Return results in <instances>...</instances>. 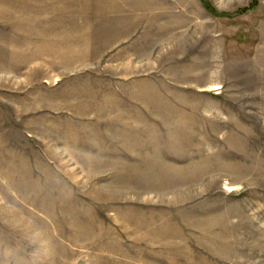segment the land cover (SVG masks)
Masks as SVG:
<instances>
[{
  "label": "rangeland",
  "instance_id": "rangeland-1",
  "mask_svg": "<svg viewBox=\"0 0 264 264\" xmlns=\"http://www.w3.org/2000/svg\"><path fill=\"white\" fill-rule=\"evenodd\" d=\"M206 1L0 0V264H264V0Z\"/></svg>",
  "mask_w": 264,
  "mask_h": 264
},
{
  "label": "trees",
  "instance_id": "trees-1",
  "mask_svg": "<svg viewBox=\"0 0 264 264\" xmlns=\"http://www.w3.org/2000/svg\"><path fill=\"white\" fill-rule=\"evenodd\" d=\"M202 2H203V4H204L206 7L210 8V9H213V11H214L215 13H217V12H216V9H215V8H212V7L210 6L209 2H207L206 0H202ZM218 14H220V13L218 12Z\"/></svg>",
  "mask_w": 264,
  "mask_h": 264
}]
</instances>
